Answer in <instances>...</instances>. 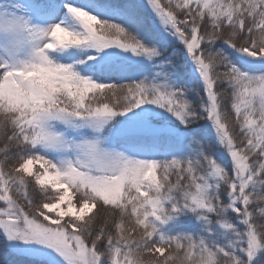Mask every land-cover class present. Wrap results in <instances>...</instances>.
<instances>
[{
    "label": "snow or ice",
    "instance_id": "1",
    "mask_svg": "<svg viewBox=\"0 0 264 264\" xmlns=\"http://www.w3.org/2000/svg\"><path fill=\"white\" fill-rule=\"evenodd\" d=\"M0 264H264V0H0Z\"/></svg>",
    "mask_w": 264,
    "mask_h": 264
}]
</instances>
